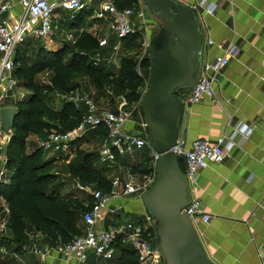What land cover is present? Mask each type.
<instances>
[{"label":"crops","instance_id":"obj_1","mask_svg":"<svg viewBox=\"0 0 264 264\" xmlns=\"http://www.w3.org/2000/svg\"><path fill=\"white\" fill-rule=\"evenodd\" d=\"M177 1L195 10L205 39L209 37L214 41L209 47L205 46L204 42L202 57L207 55L212 58L220 54L219 44L232 47L236 51V55L217 77L214 96L205 97L196 104H184L180 139L188 145L197 138L213 142L239 125H246L252 129L246 138L240 133L234 137L233 144L230 145L222 162L213 163L199 173L196 196L200 198L205 212L211 215V220L206 223L200 217H196L192 221L206 252L216 264H264V0H207L216 5L212 14L197 6L200 0ZM115 2L119 8H132L131 24L138 38L127 37L119 40L113 29L111 15L105 13L103 17H98L101 5L94 2L75 13L58 7L54 17L56 25L54 34L44 39L28 37L26 41L47 42L46 40L51 39L53 43H47L46 48L56 50L61 47V43H74L81 33L89 32L98 42L102 39L107 40V44L99 46L94 55L96 63L105 62L110 69H115L122 56L139 59V51L135 54L134 48L141 47L143 37H150L153 30L158 27L157 23L147 15L141 0ZM93 13H96V18L90 24V28L83 29L81 25L85 16ZM107 47H110V56L104 58L103 49ZM72 84L76 85V89L82 90L81 92L76 90V93L89 95L97 107L126 111L129 114V119L124 125L126 131L147 135L142 107L128 103L122 94L115 95L111 85L97 89L88 77L76 79ZM189 90L181 92L183 101ZM9 99L11 98L6 99L3 106L14 105L15 102H9ZM72 105L82 115L84 114L86 110L84 102H81L78 108L73 103ZM129 105L133 106L130 108ZM99 131L97 128H88L80 137H85V143L91 139L96 141L95 166L101 169L111 182V189L113 187L120 189L130 176L136 175L141 178L142 174L149 171L151 163L147 149H136L129 155H117L114 163H104L99 155L103 135L98 134ZM41 137L39 134L28 136L27 153L40 148ZM47 151L48 154L45 156L47 159L56 157L60 160L66 156L70 162L75 154V147L70 144ZM3 153L4 150L1 155ZM179 165L186 173L185 160L182 157H179ZM5 181H9L7 173ZM70 185H72L70 182L63 185L62 194L86 200L91 199L88 188L100 189L79 182L72 187ZM79 185L84 188H80ZM6 205L4 199L0 197V210ZM147 214L141 197L121 196L107 207L104 225H116L131 219L144 221ZM82 225L85 233L86 225L83 218ZM39 235L43 244L30 243L26 255H21L27 259V262L21 261L22 264H78L74 261H65L56 253H52L45 262H42L35 253L29 251V248L34 245L43 249L53 247L55 244L45 235L41 233ZM4 236H9L8 229ZM134 252V244L119 237L114 242V253L111 258L104 259L93 250H89L85 262L80 264H125V260L134 259Z\"/></svg>","mask_w":264,"mask_h":264},{"label":"built area","instance_id":"obj_2","mask_svg":"<svg viewBox=\"0 0 264 264\" xmlns=\"http://www.w3.org/2000/svg\"><path fill=\"white\" fill-rule=\"evenodd\" d=\"M94 2L101 5L98 17H103L105 13L111 15L113 29L119 40L126 39L136 33L131 24L132 8H119L115 0H0V107L3 106L6 99L13 96V92L19 86V80L14 74V56L17 47L23 44L28 37L41 39L51 37L56 29L54 17L58 7L75 13ZM197 6L204 8L210 14L216 9V5L207 0L198 1ZM98 43L102 47L107 44V40L102 39ZM213 44V39L206 37L205 46L209 47ZM219 47L220 54L212 58L203 55L199 78L189 90L184 104H196L205 97L214 96V86L218 75L236 55V51L232 47L223 44H219ZM141 48L142 55L139 56V59L148 55L149 40L145 36L141 41ZM69 100L76 108L81 102H84L86 110L82 115L81 122L75 129L66 132H63L60 127L52 129L40 141V148L51 150L54 147H62L80 137L88 128H97L105 132L99 147V155L104 163H114L117 155H129L136 149H147L151 167L149 171L142 174L141 178L136 175L130 176L120 189L113 187L110 191L105 192L100 189L88 188L92 204L82 214L86 225L85 233L76 236L68 243L55 244L53 247L42 249L32 245L29 251L35 253L42 262H45L52 253H56L65 261H74L80 264L85 262L89 250H93L96 255L104 259L111 258L114 253V242L120 237L134 244L137 264H162L163 258L155 245L154 227L149 214L145 216L144 221L131 219L125 223L104 225L106 209L114 199L121 196L141 197L154 183L156 163L160 154L152 148L147 135L126 131L124 125L129 119V114L126 111L99 108L86 94L74 93ZM251 132L250 127L239 125L213 142L197 138L188 145L179 139L177 144L169 149L185 160L192 200L183 209V212L191 219L200 217L206 223L211 220V215L205 212L200 198L196 196L199 173L211 164L220 163L225 159L237 134L240 133L243 138H246ZM9 139L10 136L2 131L0 125V181H5L7 173L1 154ZM79 187L84 188L82 185ZM3 212L5 213L3 214ZM8 216L9 208L6 205L3 210H0V238L4 237L8 229ZM26 246L23 249L28 251ZM1 251L6 252V249L2 247Z\"/></svg>","mask_w":264,"mask_h":264},{"label":"trees","instance_id":"obj_3","mask_svg":"<svg viewBox=\"0 0 264 264\" xmlns=\"http://www.w3.org/2000/svg\"><path fill=\"white\" fill-rule=\"evenodd\" d=\"M130 37L136 39L138 35L134 33ZM34 43L35 48L31 49ZM98 48V40L89 32H83L74 43H64L56 50L38 45L36 40H27L16 49L14 74L29 92L14 103L17 112L4 158L9 181H0V197L9 208L10 234L0 238V245L18 252L27 245L32 231L45 235L54 244L68 243L82 235L81 217L92 202L62 194L63 185L69 179L103 191L111 190V182L95 166L97 153L84 151L80 146L86 141L85 137L70 142L75 147V158L65 165L68 179L49 171L53 162L44 157L42 148L26 152L30 134L46 136L58 127L63 132L73 130L82 119L80 111L71 103H65L59 110L49 106L44 99L46 88L36 81V76L43 71L51 72L52 86L60 91L74 89L73 77L85 74L97 89L111 85L128 103L141 101L145 78L139 68L151 67L150 58L122 56L118 67L110 69L105 62H95ZM99 133L105 132L100 130ZM133 256L134 259L125 260V264H137L135 252Z\"/></svg>","mask_w":264,"mask_h":264},{"label":"water","instance_id":"obj_4","mask_svg":"<svg viewBox=\"0 0 264 264\" xmlns=\"http://www.w3.org/2000/svg\"><path fill=\"white\" fill-rule=\"evenodd\" d=\"M160 26L149 43L151 62L141 107L152 148L160 154L154 183L141 195L152 218L163 264H216L206 252L192 219L183 212L192 200L179 157L169 149L180 139L184 101L180 93L197 82L205 34L195 10L177 0H141ZM15 105L0 107V125L11 136Z\"/></svg>","mask_w":264,"mask_h":264},{"label":"rangeland","instance_id":"obj_5","mask_svg":"<svg viewBox=\"0 0 264 264\" xmlns=\"http://www.w3.org/2000/svg\"><path fill=\"white\" fill-rule=\"evenodd\" d=\"M146 13H147V15L149 17H151L148 14L147 11H146ZM95 15H96V13H93V14H90V15L87 14L85 16L84 21L82 22L81 27H83V29L90 28V26H91L90 24L96 18ZM156 23H157V26H160V24L158 23V21H156ZM151 35H150V37H146L149 40V43H150ZM46 41L47 42H45L44 40L43 41L42 40H40V41L38 40L37 43H38V45L45 46V47H47V43H49V42H50V44L53 43V42L51 43V39H48ZM71 42H72V40H71ZM35 45H36V43H34L32 45L31 49H34L35 48ZM61 46H63V43H61ZM141 49H142L141 47L134 48V53L136 54V51H139V56H141L142 55V50ZM103 50H104L103 53H102L103 57L104 58H108L110 56V47L104 48ZM146 57H149V51H148V55H146ZM117 63H118V61H117ZM150 68L151 67L144 68L143 70H139V73H141V75H143L144 78H145L144 85H143V87L141 89V92H142L141 101H142L144 92L146 90L147 84H148V79H149V74H150ZM86 78H87V75L80 74V75H77V76L73 77V79L71 80V83L73 81L75 82L76 79H86ZM36 81L39 82L40 85H42V86H44L46 88V90L44 91V93H45L44 94L45 101L49 104V106H51V107H53V108H55L57 110H59L60 108H62L65 103H71V101L69 100V98L71 96H73L74 93L77 92L76 90H79V92L82 91L81 89H76V86H75L74 89H72L71 91H68V92L60 91V90L54 88L52 86V82H51V72L50 71H43V72L39 73L36 76ZM72 85H74V84H72ZM111 89H113V88L111 87ZM28 92L29 91L21 84L18 87V89L15 90V93H13V96L10 97L11 99H9L8 101L9 102H13V101L16 102L17 100L23 98L26 95V93H28ZM113 92H114L115 95H118V93L116 91H113ZM83 93H86V92L83 91ZM180 98H182V95H180ZM141 101L138 102V103H135L136 106H141ZM132 106L133 105H129L130 108ZM147 136H148V133H147ZM45 137L46 136H42L40 138V141L43 140ZM40 141H39V143H40ZM70 142H68L66 145H70ZM80 146H81V148L84 151H91V152L97 153L96 141L94 139H91V141L86 142V143L85 142L84 143H81ZM5 151H6V147H5L4 153L2 155L4 158H5ZM43 151H44V157H45L48 154V151L47 150H43ZM74 158H75V154L73 155V158L72 159H74ZM49 160L51 162H53L52 166H50V168H49V171H52L54 173H57V174L61 175V178H63V179H68V175L66 173L67 171L65 170V167H66L65 165H67L69 163V160H67V157L65 156L64 159L62 158L60 160H57L56 157H54V158L51 157V158H49ZM67 182H70V184H72V185H75L76 184V181L74 179H69ZM72 185H70V186L72 187ZM62 193H64V192H62ZM39 234H40L39 232L32 231L31 234H30V236H29V239H28V242H27V246L26 247H28L29 244L30 243H33V242L34 243H38V245L43 244L42 241H41V236ZM42 240H44V239L42 238ZM2 247L6 249V252H2L1 251ZM26 253H27V250H25L23 248L17 252V251H14L12 248H8L5 245H0V264H3V263H7V264H22L21 261L27 262L26 257H23L24 255H26ZM21 255H23V256H21ZM35 259L37 260L36 257H35Z\"/></svg>","mask_w":264,"mask_h":264}]
</instances>
